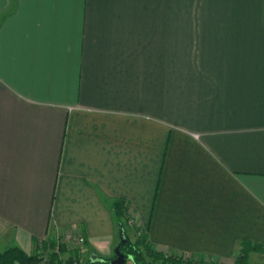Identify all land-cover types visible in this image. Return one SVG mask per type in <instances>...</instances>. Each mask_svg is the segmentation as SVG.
Wrapping results in <instances>:
<instances>
[{
	"label": "crops",
	"instance_id": "crops-1",
	"mask_svg": "<svg viewBox=\"0 0 264 264\" xmlns=\"http://www.w3.org/2000/svg\"><path fill=\"white\" fill-rule=\"evenodd\" d=\"M116 199L167 252L264 244V0H0V250L112 257Z\"/></svg>",
	"mask_w": 264,
	"mask_h": 264
},
{
	"label": "trees",
	"instance_id": "trees-1",
	"mask_svg": "<svg viewBox=\"0 0 264 264\" xmlns=\"http://www.w3.org/2000/svg\"><path fill=\"white\" fill-rule=\"evenodd\" d=\"M110 207L114 213L118 230L120 227L124 229L125 240L120 239L117 247L127 257V260L131 259L134 264H248L250 253H264V244L243 240L239 254L235 257L233 263L188 259L185 258V254L167 252L155 247L150 243L147 234L143 231L136 236L135 240H131L128 236L127 221L134 219V216L130 211L129 204L124 199H116ZM135 224L137 223L135 222ZM136 227L137 230H140L137 225ZM55 242L51 240L53 245H55ZM36 251L28 253L17 245L6 247L0 250V264H111V261L117 257L116 253H114L112 257H94L83 262L79 249H68L62 246L61 251L67 254L65 260L61 258L58 252H54L51 254L49 261L43 263L42 258Z\"/></svg>",
	"mask_w": 264,
	"mask_h": 264
},
{
	"label": "built area",
	"instance_id": "built-area-1",
	"mask_svg": "<svg viewBox=\"0 0 264 264\" xmlns=\"http://www.w3.org/2000/svg\"><path fill=\"white\" fill-rule=\"evenodd\" d=\"M55 239H56L55 245L51 243L49 238L43 239L39 243L37 251L40 248L43 250V245H42L43 243H46V246L48 245L52 246V248L51 247L47 248V251L44 250L41 252L40 257L42 258L43 263L49 261V257L52 253L54 252L60 253L62 246H65L68 249H79L80 247L85 245V241H86V238L82 232L72 231V230H67L64 233H61L60 235L56 236ZM66 257L67 255L64 253L61 256V258L64 260L66 259Z\"/></svg>",
	"mask_w": 264,
	"mask_h": 264
},
{
	"label": "rangeland",
	"instance_id": "rangeland-1",
	"mask_svg": "<svg viewBox=\"0 0 264 264\" xmlns=\"http://www.w3.org/2000/svg\"><path fill=\"white\" fill-rule=\"evenodd\" d=\"M135 219H131L130 221H127V231H128V236L130 237V239L131 240H135V238H136V236L137 235H139L141 232H142V230L140 229V230H137V227H136V225L137 224H135ZM139 227V226H138ZM140 228V227H139ZM51 240H54V241H56V239L55 238H53V239H51ZM50 240V241H51ZM120 242V241H119ZM43 245V250L40 248V249H38V251H36L38 254H39V256H41V252L42 251H47V248H49V247H51L52 248V246L51 245H48V246H46V243H43L42 244ZM82 248H83V246L82 247H80L79 248V250H82ZM37 250V249H36ZM77 250V249H76ZM60 256H62V254H63V252L62 251H60ZM67 255V254H66ZM51 256V255H50ZM50 258V257H49ZM185 258H190V259H198V260H203V261H205L204 259H201V258H196V257H194V256H190V255H185ZM82 261L83 262H86V261H88V258H85V254L84 253H82ZM42 262H43V260H42ZM207 262H212V261H207ZM125 264H134L133 263V261L131 260V259H128L127 260V262L125 263ZM182 264H185V263H182ZM248 264H264V253H262V252H259V253H250V255H249V263Z\"/></svg>",
	"mask_w": 264,
	"mask_h": 264
},
{
	"label": "water",
	"instance_id": "water-1",
	"mask_svg": "<svg viewBox=\"0 0 264 264\" xmlns=\"http://www.w3.org/2000/svg\"><path fill=\"white\" fill-rule=\"evenodd\" d=\"M120 239L125 240L124 229L120 227L119 229ZM115 253L117 257L111 261V264H125L127 262V257L120 251L119 247H116Z\"/></svg>",
	"mask_w": 264,
	"mask_h": 264
}]
</instances>
